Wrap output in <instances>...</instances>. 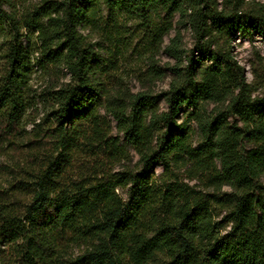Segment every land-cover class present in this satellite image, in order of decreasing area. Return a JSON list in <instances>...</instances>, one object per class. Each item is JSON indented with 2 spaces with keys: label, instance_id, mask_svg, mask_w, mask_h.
<instances>
[{
  "label": "trees",
  "instance_id": "obj_1",
  "mask_svg": "<svg viewBox=\"0 0 264 264\" xmlns=\"http://www.w3.org/2000/svg\"><path fill=\"white\" fill-rule=\"evenodd\" d=\"M9 2L0 0L3 131L22 130L35 67L52 78L63 67L69 81L44 91L51 127L28 142L27 179L0 189V264H264V99L250 98L229 48L235 35L264 38V6L243 10V0H232L218 11L200 0H65L18 14L1 10ZM155 7L184 18L180 25H189L195 39L190 52L208 62L187 56L183 67L172 68L160 113L145 93L108 96L103 79L113 62L95 59L83 35L92 28L119 34V14L129 13L159 44L169 21L153 24ZM164 50L180 61L178 36ZM224 101L223 109L203 111L206 102ZM183 108L200 131L196 148L188 133L168 136ZM100 109L137 153L135 170L106 168L124 150L110 139ZM187 165L188 179L206 182L205 189L178 181L171 167ZM158 166L162 172L154 175Z\"/></svg>",
  "mask_w": 264,
  "mask_h": 264
},
{
  "label": "rangeland",
  "instance_id": "obj_2",
  "mask_svg": "<svg viewBox=\"0 0 264 264\" xmlns=\"http://www.w3.org/2000/svg\"><path fill=\"white\" fill-rule=\"evenodd\" d=\"M44 1L58 3L65 0H10L9 3L12 7L4 5L1 10L10 12L15 9L20 14ZM229 1L232 0H200V4L202 7L219 11L229 8L231 4ZM243 2V10L264 6V0H243ZM151 12L153 24L162 26L164 21H169V29L162 36L159 44L149 39L144 24L129 13L119 14L117 21L120 27L119 34H100L96 28H92L83 35H86L94 45L95 59L102 61L107 66H111L110 63L113 62L111 75L103 79L107 84L108 96L127 100L134 94L145 93L154 97V108L160 113L166 109L164 93L175 77L172 68L183 67L187 63V56L199 61L202 66L208 62H205L204 58L200 57L196 51L190 52L194 47V35L189 25H180L181 18L178 14L168 18L165 10L161 7H155ZM189 12L188 10L187 13ZM103 16H105V13H103ZM183 20L184 18L181 19V21ZM176 36H178V45L181 51L179 53L181 55L180 61L173 59L164 50L165 46L170 44V40ZM1 38L2 34H0ZM31 40L35 46V34L31 35ZM24 44H27V42L25 41ZM229 48L233 60L242 69L245 81L249 86L250 98L264 99V38L255 32L252 34L251 39L235 35L229 44ZM34 56H37V54H34ZM2 70L3 63L0 59V72ZM68 81L69 75L63 67L53 78L42 73L36 67L34 68V72L27 82L30 108L21 122L22 130L7 134L0 127V189L7 188L9 182L27 179L25 172H28V167L33 162H29L28 142L34 138L38 129L43 131L51 127L50 107L44 99V91L51 84L57 87ZM225 104L226 101L222 103L206 102L202 108L207 115L214 112L215 109H223ZM99 114L109 121L110 139L118 142L124 150L122 155H118L115 151L108 149L118 156L114 161L106 164V168L113 170V172L124 169L135 170L138 160L137 153L125 142L122 134L117 131L116 123L111 116L107 115L104 109H100ZM190 114V110L183 108L178 121L179 128L170 131L168 136L188 133L193 146L196 148L201 140L200 131L196 121L190 117ZM228 124H235L237 128H244L243 123L238 118H228ZM36 125L38 127H35ZM242 145L246 149L252 147V143L248 139L243 140ZM171 169L179 182L199 190L205 189L206 182L200 181V179H188L192 176L189 171L190 165L186 167L172 166ZM161 172L162 168L160 166L154 169V175ZM196 174L194 173V176ZM261 184L264 189V177L261 179ZM226 189L224 188V190ZM223 214L220 215L218 220L222 218ZM224 225L227 224L224 223ZM77 252L78 249H74L72 253Z\"/></svg>",
  "mask_w": 264,
  "mask_h": 264
}]
</instances>
